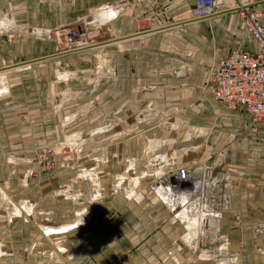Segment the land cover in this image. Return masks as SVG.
Wrapping results in <instances>:
<instances>
[{"label":"crops","instance_id":"crops-1","mask_svg":"<svg viewBox=\"0 0 264 264\" xmlns=\"http://www.w3.org/2000/svg\"><path fill=\"white\" fill-rule=\"evenodd\" d=\"M253 1L264 24V0ZM191 6L0 0V191L14 174L20 188L41 186L1 212L0 264H264V134L205 94L210 67L255 44L238 14L190 23ZM72 27L90 49L59 50L54 32ZM49 144L63 146L41 184L31 149ZM179 166L211 179L203 225L195 211L174 218L153 191Z\"/></svg>","mask_w":264,"mask_h":264},{"label":"built area","instance_id":"built-area-1","mask_svg":"<svg viewBox=\"0 0 264 264\" xmlns=\"http://www.w3.org/2000/svg\"><path fill=\"white\" fill-rule=\"evenodd\" d=\"M132 0H111L117 10ZM238 14L246 35L254 42V50L233 49L226 57L210 67L205 91L218 104L229 110H242L249 117V132L264 134V24L262 13L255 8L253 0H192L188 11L190 23L207 20L217 14ZM59 50L73 54L90 49L92 42L79 27L60 29L54 32ZM49 149H43L37 159L45 158ZM166 185L156 183L154 193L176 219L180 214L189 216L196 212L197 225L206 219L201 203L204 189L211 181L209 176L198 177L188 166H179L167 173ZM193 184L191 192H183L184 184ZM59 253H64L57 248ZM60 250V251H59Z\"/></svg>","mask_w":264,"mask_h":264},{"label":"rangeland","instance_id":"rangeland-1","mask_svg":"<svg viewBox=\"0 0 264 264\" xmlns=\"http://www.w3.org/2000/svg\"><path fill=\"white\" fill-rule=\"evenodd\" d=\"M55 40V43L58 45V47H59V42H58V40H57V38H55L54 39ZM90 41L91 42H94V41H92V39H90ZM205 94H207V95H209L207 92L205 93ZM210 96V95H209ZM211 97V96H210ZM221 107L222 108H225L226 110H227V108L226 107H224V106H222L221 105ZM229 110V109H228ZM230 111H232V110H230ZM233 111H237V113L238 112H240V111H242V110H233ZM243 112V111H242ZM242 112H240V113H242ZM239 113V114H240ZM245 113V112H244ZM242 115H244L243 113H242ZM62 141H64V140H62ZM63 144V143H62ZM62 144H58L55 148H53L52 146H50L51 144H49V146H38V147H34V148H32L31 149V159H30V161H31V165H34L35 167H37V169L40 171V174L39 175H36L37 177L36 178H38V179H40L39 181H41V180H43V179H46L45 177H49L50 175L52 176V175H54L56 172H55V162H54V160L52 161V158L56 155L55 153H54V151H56V150H58L59 149V147H62L63 145ZM61 145V146H60ZM43 149H49V153H47L46 154V156H45V158H40V159H37V156H38V154L40 155L41 154V152H42V150ZM203 150V149H202ZM59 155H63L64 157H66V161L69 163L68 165H73L74 167H77V166H79V163H78V161H77V159L74 157V155L76 156V154H74L73 153V151L71 150H68V149H63V151H61V153L59 154ZM78 170L79 169H81V167H79V168H77ZM86 169V168H85ZM84 171V169H82V170H80L79 172H78V177H84L83 176V174H82V172ZM55 172V173H54ZM74 172H75V170H74ZM45 173H47V175H44ZM77 175V174H76ZM75 175V176H76ZM15 174L14 175H12L11 176V179H13V186H10L9 188H5L3 191H0V214H1V212H3V214H4V212L5 211H7V209L6 208H4L5 206H7V205H10V211H11V214H13V212H14V210H16V209H13L12 208V205L14 204V205H16V203H17V201H20V200H24V199H28L29 198V196H31L32 194H33V192L34 191H36V190H38L40 187H34V186H31V182L32 181H30V185L27 187V188H20V187H18V186H16V180H15ZM72 178V177H71ZM90 179V181L94 184L93 185V188L95 189V190H98V188H100V185H99V187L97 188V186L96 185H98V183H96L94 180L96 179V176H94V177H91V175L89 176V177H86L85 176V179ZM0 179L1 180H4L5 179V176L4 177H1L0 176ZM68 180V179H67ZM81 181L82 180H77L75 183H73V184H71V186L69 185L68 187L70 188V190L71 189H73V190H76L77 188L79 189V191H80V187H81ZM96 181H97V179H96ZM44 181H41V184L43 183ZM40 184V185H41ZM73 187V188H72ZM34 188V189H33ZM1 189V188H0ZM69 190V191H70ZM79 194H80V192H78ZM49 194H47L46 193V195L45 196H42V199H44V200H48V199H50L49 198V196H48ZM8 200L10 201V202H12V204H9L8 203ZM56 200H58V199H56ZM2 201H4V202H2ZM16 207H18V206H16ZM15 207V208H16ZM122 208V210L125 212V213H128V207L127 206H125V207H121ZM28 209H30L29 207H28ZM62 209H64V207H62ZM15 215H19V216H21V213H18V211H17V214H15ZM81 220V219H80ZM80 220H77L78 222H81ZM14 226H16V225H14ZM121 227H123L124 228V230L126 229L125 228V225H121ZM15 230V229H14ZM81 231H83V230H81V229H78V230H75V232L74 233H77V232H81ZM73 233V234H74ZM77 235H79V234H77ZM7 242H9L10 243V240H7ZM12 243H15V241H12ZM86 242H84V244H85ZM90 243H92L93 245H95L96 244V239L94 238L93 240H91L90 242H88V245L87 244H85V245H83V246H88L89 248H90ZM51 245V249H52V251L50 252V256L52 257V258H58L59 259V257H58V255H59V252H58V249H55V248H59V247H55V246H59L60 245V247H61V245H62V243L61 244H56L55 246L53 245V244H50ZM95 246H98V245H95ZM63 247L65 248V246H64V244H63ZM78 247H80V246H78ZM47 255L49 256V254L47 253ZM95 258H97V257H95ZM94 258V259H95ZM126 258V257H125ZM123 260V259H122Z\"/></svg>","mask_w":264,"mask_h":264},{"label":"bare ground","instance_id":"bare-ground-1","mask_svg":"<svg viewBox=\"0 0 264 264\" xmlns=\"http://www.w3.org/2000/svg\"><path fill=\"white\" fill-rule=\"evenodd\" d=\"M91 177H94L93 175ZM97 186V185H96Z\"/></svg>","mask_w":264,"mask_h":264}]
</instances>
